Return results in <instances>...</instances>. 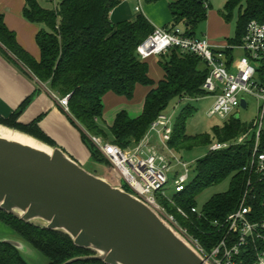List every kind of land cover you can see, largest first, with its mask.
I'll return each instance as SVG.
<instances>
[{"label":"trees","instance_id":"trees-1","mask_svg":"<svg viewBox=\"0 0 264 264\" xmlns=\"http://www.w3.org/2000/svg\"><path fill=\"white\" fill-rule=\"evenodd\" d=\"M53 2L54 8L41 6L39 0H24L22 16L28 23L40 27L35 35L39 60H35L17 42L0 16V54L6 60L18 61L40 83L47 84L59 98L69 95L68 113L71 124L79 125L81 141L87 147L90 159L110 165L90 141L99 137L105 142L127 150L138 143L150 124L164 113L171 99H196L204 97L202 89L207 69L201 60L176 48L159 55L158 65L164 73L163 80L154 83L148 76V66L136 53L137 47L152 33L153 26L143 16L133 21L113 24L110 13L121 0H44ZM147 4L160 0H144ZM173 19L171 27L181 26L188 37H196L199 25L206 21L210 9L209 0H175L168 5ZM238 8L235 32L228 43L239 45L246 25L250 21L264 23V0H227L220 11L226 23H230L234 9ZM136 86L150 87L139 117L130 119L126 112H119L106 132L99 121L103 115V97L114 94L131 100ZM31 102L25 99L17 110L7 117L0 116V125L27 134L51 147H57L39 127L42 116L28 124L19 122L23 110ZM187 105L176 118L169 147L176 153L191 151L211 144L208 134H186V122L192 114ZM239 120L231 116L222 127L213 129V139L219 143L230 142L246 131ZM254 137L240 145H232L216 152H208L195 161L193 180L184 191L173 195L176 206L189 213L187 220L175 214L174 207L161 203L168 212L175 214L189 234L209 250L219 238L210 222L221 221L238 206L244 191L247 175L242 169L250 160ZM259 148L264 150V133L260 134ZM230 177L227 192L214 195L199 210L202 217L190 214L196 208L194 199L198 192ZM125 191L130 192L127 186ZM0 222L10 228L17 237L44 256L48 264H62L72 258L90 255L78 249L65 234L48 231L24 223L12 215L0 211ZM203 234H209L205 236ZM0 264H29L15 247L0 242ZM73 264H102L101 262H77Z\"/></svg>","mask_w":264,"mask_h":264},{"label":"built area","instance_id":"built-area-1","mask_svg":"<svg viewBox=\"0 0 264 264\" xmlns=\"http://www.w3.org/2000/svg\"><path fill=\"white\" fill-rule=\"evenodd\" d=\"M136 1L138 6L135 11L139 12L141 0ZM172 48L198 57L206 67L208 74L202 89L205 95L213 98L208 115L221 119L235 116V112L241 109V100L245 101L243 95L247 94L262 103L261 126L264 121V23L250 21L239 45H227L221 49L213 47L206 38L188 37L181 26L156 27L137 47L136 53L141 61H146ZM233 51H239L242 55L233 57ZM68 98L69 95L57 99L59 106L66 112ZM170 124L171 120L164 113L159 115L143 138L127 150L99 137L90 136L89 139L118 173L130 193L156 211L207 264H264V150L259 148L260 126L253 133L250 160L242 169L247 179L238 206L223 220L210 222L219 238L206 250L175 216L177 214L187 220L189 213L176 206L173 197L167 196L164 190L171 176L173 195L184 191L194 168L178 160L175 151L169 147L173 130ZM246 140L247 137L243 135L235 143L216 142L209 152L240 145ZM162 201L174 207L175 214L168 212ZM190 214L197 219L202 217L197 208H191Z\"/></svg>","mask_w":264,"mask_h":264},{"label":"water","instance_id":"water-1","mask_svg":"<svg viewBox=\"0 0 264 264\" xmlns=\"http://www.w3.org/2000/svg\"><path fill=\"white\" fill-rule=\"evenodd\" d=\"M240 108L246 109L244 100ZM0 127L43 146L35 148L0 135V211L24 223L65 234L75 247L90 252L62 264H207L135 195L86 171L60 148ZM0 242L15 247L27 261V251H31L48 264L19 238H2Z\"/></svg>","mask_w":264,"mask_h":264},{"label":"crops","instance_id":"crops-1","mask_svg":"<svg viewBox=\"0 0 264 264\" xmlns=\"http://www.w3.org/2000/svg\"><path fill=\"white\" fill-rule=\"evenodd\" d=\"M125 1L126 0H121V3L110 13V21L113 24L123 21H133L138 15H142L138 14L132 16L130 12L122 7V4ZM171 1L175 0H160L151 5H146L143 8L140 7L138 13L143 12V16L149 21L153 28H169L173 21L168 7ZM23 7L24 0H0V16H2L6 27L14 32L18 44L35 60H39L40 54L38 47L37 52L31 43L33 41L30 40L28 43L27 39H24L23 31L27 30L28 32H31V37H35L40 27L36 24H31L25 21L22 16ZM202 24L203 33L201 36L196 37L206 38L213 47L218 49L227 45H232L228 43V40L233 38L231 36L229 23H226L220 15V12L213 10L211 5L207 12L206 21ZM32 25L36 27H33ZM238 53L240 52L233 51L232 56L236 57L238 56ZM154 61H157L156 57H151L147 59L145 63L148 66V76L152 81L153 79L151 77L152 75H150V70L152 71V69L157 68L160 70L157 71V80L153 81L154 83H158L163 80L164 73L159 65V67H157V64H155ZM150 89V87L136 86L131 100L118 97L111 93L106 94L102 100L104 108L102 119L100 121L106 123V121L109 120V127H111L116 115L121 111L126 112L130 119L139 117L143 110L145 96ZM29 97H31V102L21 113L19 122L23 123L24 118H28L32 122L37 117L42 116L39 126L47 135L48 133H54L52 131L53 126L51 123L58 121L68 135L66 140L64 138H58V141L66 147L68 146V144H66L67 141L69 143L68 148L71 147L72 149L76 147L77 142L83 150L86 149L81 141L80 133L78 131V127L80 126L77 125V127L71 124V116L68 112L63 110L57 102L59 96L49 90L47 84L37 81V79L33 77L18 61H15L14 59L12 61H6L5 58L0 56V115L3 117L11 115L18 109L20 104ZM50 118H53L51 120L52 122H49ZM53 135L55 136V134ZM2 238L15 239L18 237H16L10 228L0 222V239ZM27 252L28 256L26 257L29 260L44 263L43 259H39V257L34 255L31 251Z\"/></svg>","mask_w":264,"mask_h":264},{"label":"rangeland","instance_id":"rangeland-1","mask_svg":"<svg viewBox=\"0 0 264 264\" xmlns=\"http://www.w3.org/2000/svg\"><path fill=\"white\" fill-rule=\"evenodd\" d=\"M226 1L227 0H209V3H210L213 10L220 12L221 9L223 8L224 4L226 3ZM39 2L41 4V6H43V7L54 8L53 2H47L44 0H39ZM245 2H246V0H241L242 8H244ZM146 5H151V4H147V3H145L144 0H141L140 6L143 8ZM136 6H138V3L136 0H126L122 4V7L124 9H126L128 12H130V14L132 16H136L138 14L143 15V12L138 13V12L134 11V8ZM237 17H238V8L234 9V11L232 13V19L229 23L232 37L234 36L235 24L237 21ZM202 25L203 24L199 25L198 30L196 31V36H201V34L203 33V26ZM32 26L36 27L34 25H32ZM39 29H38V31H39ZM23 33H24L23 34L24 39H27L28 43L30 42V40H32L33 42H31V43H32L33 47L37 50L35 37L34 36L31 37V32H28L27 30H25V31H23ZM37 52H38V50H37ZM240 55H242L241 52L238 53V56H240ZM0 56L2 57L1 54H0ZM156 60L157 61H154V63L157 64V67H159L158 66V57H156ZM157 71H160V70L158 68L152 69V71L150 70V75H152L151 77H152L153 81L157 80V77H158ZM47 88H49L48 85H47ZM243 98L245 99V101L247 103V107L245 110H243V109L237 110L235 112V114L237 115V118L239 120L238 122H239L240 126L246 127V131H244L242 134H240L238 138L240 139L244 135L247 137V140L245 141V142H247L248 140L252 139L253 133H255V131L258 130V128L260 126L262 103L259 100H257L256 98H254L253 96H250L247 94H244ZM212 103H213V98L211 95H205L204 97L200 98L199 100H187V99H181V98L175 97V98L171 99L167 108L164 111V114L166 115V117L171 120L170 127L173 128L176 118H178V116L181 114L183 109L187 105L191 106L193 110H192L191 116L188 118V120L186 122V134H188V135L208 134V135H210V137L212 139L211 144L206 146V147L205 146L196 147V148L192 149L191 151H182L180 153L175 152L178 160H181L185 163L191 164V167H194L195 161L204 157L210 151V147L216 143V140L213 139L214 138L213 132H212L213 129L215 127H217V128L222 127L223 124L228 119V118L227 119H221L215 115L214 116L208 115V112L211 109ZM52 119L50 118L49 122H52L51 121ZM108 121H106V123L104 121H99V125L106 132H108V128H109V124H110V123H108ZM30 122H31V120H29L28 118H24L22 124H28ZM51 124L53 126L52 131L54 133H48L47 135L53 142H55V144L57 145L58 148L63 150V152H65V153L67 152L66 154L68 156H70L73 160H75L86 171L90 172L91 174H94L95 176L104 178L105 180L110 182L113 186H116V187L121 186L124 189V186H126V185L124 184L123 180L120 179L118 173L112 168L111 165H104V164H100V163H97V162L91 160L89 158L90 154H89L87 147L85 146L87 150L86 149L83 150L77 142H76V147L73 149L71 147L68 148L69 143L67 141H66V144H68L67 147L62 145L58 141V138H61V139L64 138L66 140V138L68 136L67 133H65L64 129L61 127V125L58 121H55L54 123H51ZM38 127L40 128L39 123H38ZM50 128H52V127H50ZM260 131H261V133H264V121L261 123ZM53 134H55V136ZM238 138H235L234 140H232V142H234V143L237 142ZM87 151H88V153H87ZM174 170L175 169L173 168V171ZM192 180H193V173L191 172L190 175L188 176V184L191 183ZM229 185H230V177L224 179L223 181H221L220 183H218L216 185H212V186H209L207 188L202 189L200 192H198L196 194L195 199H194L196 208L198 210H201L214 195L223 194V193L227 192L229 189ZM164 190H165V193L167 196L173 197V194H174V192H173V179L171 178V176H170L169 182L165 186ZM157 199H158V202H160V199L159 198H157ZM14 234H15V232H14ZM15 235L17 237V234H15ZM27 262L29 264H45V262L42 263L40 261L32 263L30 260H28Z\"/></svg>","mask_w":264,"mask_h":264},{"label":"bare ground","instance_id":"bare-ground-1","mask_svg":"<svg viewBox=\"0 0 264 264\" xmlns=\"http://www.w3.org/2000/svg\"><path fill=\"white\" fill-rule=\"evenodd\" d=\"M0 135L4 136L5 138H8V139L9 138L13 139V140L20 142V143H23V144L33 146L35 148H42L43 147V146L39 145L38 143H35L30 138H27V137L20 135L18 133H13L12 131H9V130L2 129L1 127H0Z\"/></svg>","mask_w":264,"mask_h":264}]
</instances>
